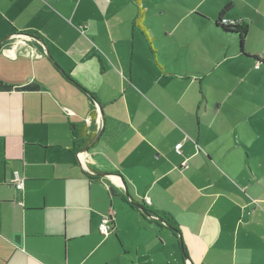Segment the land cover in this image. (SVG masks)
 I'll list each match as a JSON object with an SVG mask.
<instances>
[{"label": "crops", "instance_id": "obj_1", "mask_svg": "<svg viewBox=\"0 0 264 264\" xmlns=\"http://www.w3.org/2000/svg\"><path fill=\"white\" fill-rule=\"evenodd\" d=\"M208 1L0 0V264H264V0Z\"/></svg>", "mask_w": 264, "mask_h": 264}, {"label": "built area", "instance_id": "obj_2", "mask_svg": "<svg viewBox=\"0 0 264 264\" xmlns=\"http://www.w3.org/2000/svg\"><path fill=\"white\" fill-rule=\"evenodd\" d=\"M223 24L225 25H228V24H232L231 21H228L227 19H224L223 20ZM19 37L23 36V35H18ZM90 119L87 120V125L89 126L90 125ZM97 125L100 127V121L97 119ZM182 145L179 144L177 145L176 147V151L178 154H180V149H181ZM14 184H15V187L18 189V190H23L24 189V186H25V181H24V178L20 177L18 173H16L15 175V179H14ZM19 205L22 206V203L19 202L18 203ZM99 230H100V233L107 237L109 235H111L112 233L115 232V227L113 226V223H112V219H109L108 216H106L102 223L100 224L99 226Z\"/></svg>", "mask_w": 264, "mask_h": 264}, {"label": "trees", "instance_id": "obj_3", "mask_svg": "<svg viewBox=\"0 0 264 264\" xmlns=\"http://www.w3.org/2000/svg\"><path fill=\"white\" fill-rule=\"evenodd\" d=\"M233 28H235V29H233ZM226 29L230 32H234V33H237L238 35H240L241 43L243 44V40H244V37L246 34V30L241 29L240 27H236V26L235 27H226ZM108 217H109V219H112V214L110 213L108 215ZM171 229H172V227H171Z\"/></svg>", "mask_w": 264, "mask_h": 264}, {"label": "water", "instance_id": "obj_4", "mask_svg": "<svg viewBox=\"0 0 264 264\" xmlns=\"http://www.w3.org/2000/svg\"><path fill=\"white\" fill-rule=\"evenodd\" d=\"M43 42V41H42ZM127 196H129L128 194H127ZM138 209L145 215V216H147V217H151L150 216V214L148 213V211L144 208V207H142V206H138Z\"/></svg>", "mask_w": 264, "mask_h": 264}, {"label": "rangeland", "instance_id": "obj_5", "mask_svg": "<svg viewBox=\"0 0 264 264\" xmlns=\"http://www.w3.org/2000/svg\"><path fill=\"white\" fill-rule=\"evenodd\" d=\"M182 1V0H181ZM213 4V0L211 1V0H209L208 2H207V5H212ZM180 58H182V57H180Z\"/></svg>", "mask_w": 264, "mask_h": 264}]
</instances>
